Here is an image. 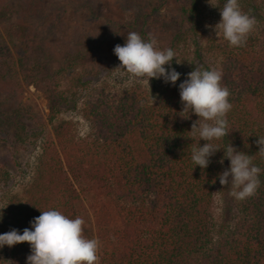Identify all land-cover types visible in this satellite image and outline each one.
I'll return each instance as SVG.
<instances>
[{
	"label": "trees",
	"instance_id": "obj_1",
	"mask_svg": "<svg viewBox=\"0 0 264 264\" xmlns=\"http://www.w3.org/2000/svg\"><path fill=\"white\" fill-rule=\"evenodd\" d=\"M167 1L120 0L117 6L135 15L117 23L97 9L103 0H0V108L18 101L21 87L45 80L54 112L67 99L57 90L62 75L111 49L106 36L82 28L68 41L54 40L71 9L86 22L103 20L122 32L136 31L141 18L160 15ZM207 1L176 0L175 34L162 49L178 53L194 43L198 58L203 59L204 50L217 54L202 67L222 72L221 84L229 90L232 108L227 113L228 135L213 143L221 148L231 143L251 155L262 170L255 194L236 200L231 185L220 184L218 174L230 163L227 158L220 163L223 149L206 169L193 164L191 149L205 141L190 132L197 115L181 116L187 113H180L179 88H155L146 95L131 87L115 97L102 91L89 96L83 108L92 130L89 139L76 137L72 120L54 124L53 136L42 144L33 181L4 209L0 233L12 228L22 233L41 211L56 209L84 221L92 214L102 247L98 264H264V154L256 143L264 137V24L257 26L264 23V0H239L241 10L254 16L259 28L242 47L225 40L202 45ZM52 4L58 14L52 13ZM110 53L115 63L117 56ZM79 83L86 87L89 80L78 77ZM5 116L9 124L16 123L20 141L32 135L12 117L15 114ZM218 185L223 191L220 223L214 210ZM4 249L0 264L6 263ZM29 254L30 245L14 264H26Z\"/></svg>",
	"mask_w": 264,
	"mask_h": 264
},
{
	"label": "rangeland",
	"instance_id": "obj_2",
	"mask_svg": "<svg viewBox=\"0 0 264 264\" xmlns=\"http://www.w3.org/2000/svg\"><path fill=\"white\" fill-rule=\"evenodd\" d=\"M48 1L51 3L62 2V0ZM119 1L115 3V0H103L104 3H99L97 9L99 11L103 9V12L106 13L105 15H108L112 21L117 23L131 20L135 14L132 11L123 12L117 6L120 5ZM211 3L223 7L224 1L208 0L206 2L202 24L203 34L199 35L204 46H208L212 40H216V42L224 40L222 34L216 35L214 30V26L221 18L219 7L213 6ZM51 6L52 13L58 14V11L55 9L56 5L52 4ZM178 14L179 6L176 0H168L161 9L160 15L156 14L148 18L147 21L141 18L135 32H138L142 36L141 31H144L147 37L143 38H155L158 47L162 49V45L175 34V18ZM262 24L264 23H260L257 26L261 27ZM1 27L2 25H0ZM78 28L92 30L93 33L106 36L107 43L111 46V49L97 56L94 60H89L86 64H80L67 70L62 75L61 85L57 87V90L66 96L67 101H63L64 103L58 105L53 112L49 98L50 83L43 80L38 86L35 83H31L25 87H21L19 89L20 96L18 101L14 100L8 104H3L0 108V209H2V215L13 195L22 194L33 181L39 156L42 152V144L48 136H53L54 124L59 123L61 120H72L76 137L82 140L89 139L92 134L91 125L83 115V108L89 96L93 98L104 91L105 95L115 97L124 89L131 87L139 88L146 95L155 88L158 90L165 86L179 88V84L187 78V73L192 71L194 67H201L202 63L205 62H214L217 56V54L204 50L202 52L203 59L198 58L194 51L195 46L193 43L176 53V58L172 62V67L181 73L175 86L165 83L162 78H151L148 81L146 78H136L129 74L126 69L119 67L120 61L118 57H116V62L114 63L115 59L110 55V52L114 53V45L118 44V40L121 42V45L125 43L126 35L130 30L127 29L122 32L118 27L115 29L114 25L111 23L107 24L103 20H96L93 23L86 22L83 17L78 18L74 9H71L63 19L64 30L56 35L54 40L62 42V40L67 39L66 41H68L73 36L74 30ZM253 30L258 31L259 28L255 25ZM61 44H58L56 48H59ZM176 59L179 63H177ZM78 77L89 80L88 86H82L80 83L77 86L76 79ZM20 108L24 109L19 111ZM5 112L11 115L15 114L16 116L12 117L26 125L29 136L32 134L24 142L17 138L16 123L11 121L12 124H9L8 121L10 120L5 116ZM5 117L6 119H4ZM37 132L38 135L34 136V133ZM222 208L223 191L221 186L218 185L215 190L214 203L218 223L222 222ZM83 228L84 235L87 238L97 239L92 214L84 221ZM28 247V242L18 243L12 247L5 245L3 254L5 264L17 262ZM101 248L100 244L99 251Z\"/></svg>",
	"mask_w": 264,
	"mask_h": 264
},
{
	"label": "clouds",
	"instance_id": "obj_3",
	"mask_svg": "<svg viewBox=\"0 0 264 264\" xmlns=\"http://www.w3.org/2000/svg\"><path fill=\"white\" fill-rule=\"evenodd\" d=\"M219 10L221 18L214 26L216 35L222 34L229 46H244L256 24V18L241 10L239 0H224ZM113 51L120 61L119 67L136 78H146L148 81L162 78L165 83L175 86L181 76L172 67L175 51L171 47L161 49L153 37L145 39L138 32L130 31L125 43L117 44ZM221 80L222 72L215 68L194 67L179 84L183 105L180 113H187L181 115L185 118L191 113L197 115L198 119L193 122L190 132L198 133L199 141H205L203 145L199 143L191 149L193 164L206 169L211 157L217 150L223 149L224 156L220 163H223L224 158L230 163L218 174L219 182L221 185H231L230 194L242 201L257 191L262 170L253 164L251 155L237 150L231 143L223 148L213 143L229 133L227 113L232 104L229 90L222 86ZM256 143L260 146L258 152L264 154V137L259 136ZM29 223L30 228H24L22 233L16 228L0 233V248L28 242L30 254L26 257V264H98L100 241L84 235L82 217L70 218L59 210L50 209L41 211V215Z\"/></svg>",
	"mask_w": 264,
	"mask_h": 264
}]
</instances>
